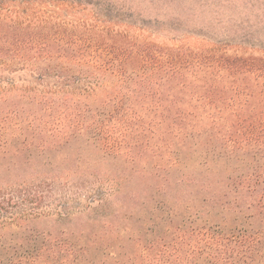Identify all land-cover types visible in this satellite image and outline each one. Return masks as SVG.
Wrapping results in <instances>:
<instances>
[{
  "label": "rangeland",
  "instance_id": "374dc122",
  "mask_svg": "<svg viewBox=\"0 0 264 264\" xmlns=\"http://www.w3.org/2000/svg\"><path fill=\"white\" fill-rule=\"evenodd\" d=\"M0 18L49 23L45 32L52 36L60 27H94L105 38L103 48L123 36L166 48L264 56V0H0ZM59 71L66 70L55 60L3 61L0 86L42 89ZM40 73L47 80L39 86ZM241 81L255 101V79ZM17 103L21 117L32 119L28 102ZM30 124L6 133L9 144L0 146L4 259L56 245L62 249L56 259L75 264H212L216 245L192 246L214 234L224 244L232 235L258 240L260 253L237 264H264V207L251 190L264 179V147L230 152L221 137L226 132L205 125L174 138L171 147L149 132L140 145L126 136L119 152L108 153L90 132L73 128L61 141ZM249 199L258 208H249Z\"/></svg>",
  "mask_w": 264,
  "mask_h": 264
},
{
  "label": "trees",
  "instance_id": "16d2710c",
  "mask_svg": "<svg viewBox=\"0 0 264 264\" xmlns=\"http://www.w3.org/2000/svg\"><path fill=\"white\" fill-rule=\"evenodd\" d=\"M46 28H51L49 23L0 18V63L16 60L34 65L55 60L66 70L53 75L42 89L0 86V146L9 144L7 134L20 133L31 123L30 127L51 136L55 133L61 141L73 128L90 132L108 153L119 152L126 136L137 145L149 132L151 136L159 132L161 142L171 147L174 138L184 139L194 127L205 125L226 132L221 137L230 152L264 147V56L246 59L183 46L166 48L123 36L106 41L111 45L103 48L105 38L94 27H60L54 36ZM54 45L60 51L53 52ZM250 78L255 79L253 90L259 92L255 101L254 91L242 89L245 81L237 83ZM45 79L46 73L36 76L39 86ZM18 101L28 102L32 119L21 117ZM7 152L3 149L2 155ZM255 181L251 190L263 208L264 179ZM243 183L248 187L247 181ZM258 203L248 207L258 208ZM229 238L232 241L224 244L223 236L207 234V242L196 241L192 248L202 251L204 246L216 245L209 253L212 264H237L260 253L258 240L247 235ZM12 252L7 259L0 256V264H75L71 259L58 261L62 249L56 245Z\"/></svg>",
  "mask_w": 264,
  "mask_h": 264
}]
</instances>
